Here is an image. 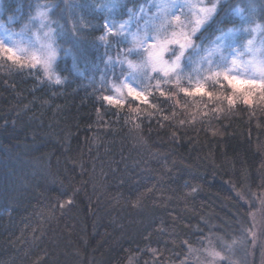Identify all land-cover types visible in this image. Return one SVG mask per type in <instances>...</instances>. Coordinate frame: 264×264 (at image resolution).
<instances>
[{
  "label": "trees",
  "instance_id": "16d2710c",
  "mask_svg": "<svg viewBox=\"0 0 264 264\" xmlns=\"http://www.w3.org/2000/svg\"><path fill=\"white\" fill-rule=\"evenodd\" d=\"M99 2L0 0L16 27L47 9L63 79L0 65V264H236L246 235L245 264H264V96L245 103L223 80L107 101L118 44Z\"/></svg>",
  "mask_w": 264,
  "mask_h": 264
},
{
  "label": "rangeland",
  "instance_id": "374dc122",
  "mask_svg": "<svg viewBox=\"0 0 264 264\" xmlns=\"http://www.w3.org/2000/svg\"><path fill=\"white\" fill-rule=\"evenodd\" d=\"M99 1L102 37L114 38L113 42L118 44V50L108 60L107 68H102L98 80L105 85L107 101H124L125 97L137 101L148 99L169 83L192 91L199 87L202 91L206 85L222 82L224 74L236 75L231 86L225 81L240 99L246 98L249 102L264 96V32L258 20V0H247L245 7L237 5L224 14L231 22L221 27L223 43L239 48L235 56H229L226 65L221 53H204L192 48L193 44H203L210 50L212 42L221 35L216 32L207 40L196 39L200 32L193 30L201 26L197 21L204 22L202 9L207 6L206 0H140L138 4H127V0ZM178 4L185 7H174ZM235 8L240 12H235ZM56 37L47 9H36L27 22L17 27L0 17V43L12 48L19 57L18 61L10 60L6 53L0 54V65L39 69L50 81L61 82L63 79L55 69ZM107 69L109 79L104 78ZM129 87L133 89L131 93ZM257 216V211H251L248 233L251 239L254 237L253 243H256ZM246 241L247 235L236 244V255L233 250L236 264H245Z\"/></svg>",
  "mask_w": 264,
  "mask_h": 264
},
{
  "label": "snow or ice",
  "instance_id": "6c2138e0",
  "mask_svg": "<svg viewBox=\"0 0 264 264\" xmlns=\"http://www.w3.org/2000/svg\"><path fill=\"white\" fill-rule=\"evenodd\" d=\"M236 2L241 3L243 0H236ZM206 7H204L202 10L205 13L204 18H203V23L201 21H197L196 23L201 25L199 29H194L193 31H199L200 35L196 37V39L199 40H207L208 37L204 35L206 32H220L221 35L216 37V40L212 42L213 47L209 50L203 47V44H193L192 48L193 50L199 49L200 52L204 53H215L219 52L221 53L222 60L224 61V65L227 64L229 56H235L237 52L239 51V48L234 49L231 44L225 45L223 43V37H224V32L223 29L218 27V25L231 22L230 20H225L222 19V14L225 13L227 10L225 8V3L224 0H206ZM10 6V5H9ZM85 7L90 11L91 6L90 5H85ZM174 7H178L180 9H183L185 5L183 4H178L174 5ZM235 12L239 13L240 9L235 8ZM172 15H175V13H172ZM181 15H184L183 12H181ZM191 23V22H190ZM79 31V29H77ZM73 45L77 49V53L79 56L87 59L89 55V45L86 41H81V40H73ZM50 47V46H49ZM183 47V46H182ZM6 53L8 56V59H15L19 60V57L17 56L16 52L9 47H6L4 43H0V54ZM51 55H54V51L51 53ZM51 59V56L49 57ZM233 64H235V60L233 59L232 61ZM219 75V73H217ZM224 80L228 81L229 85H232V82L237 79L236 75H231V74H224ZM57 83H60L59 80L56 81ZM245 83H253L252 81H244ZM128 91L131 93L133 89L131 87L128 88ZM195 91H200V88L197 87ZM191 94V93H189ZM137 96L140 95V93H136ZM107 99V98H106ZM229 104H231L232 97H227ZM247 99L245 98V103H247Z\"/></svg>",
  "mask_w": 264,
  "mask_h": 264
}]
</instances>
